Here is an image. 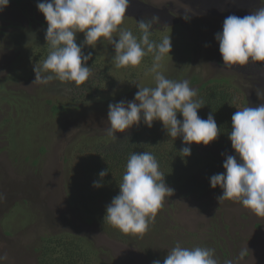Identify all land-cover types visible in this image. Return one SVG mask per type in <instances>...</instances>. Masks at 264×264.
Masks as SVG:
<instances>
[{
	"label": "rangeland",
	"instance_id": "1",
	"mask_svg": "<svg viewBox=\"0 0 264 264\" xmlns=\"http://www.w3.org/2000/svg\"><path fill=\"white\" fill-rule=\"evenodd\" d=\"M39 2L10 0L0 12V193L6 197L0 202V256H7L0 264H35L29 247L32 249L36 241L32 237L44 230L85 234L108 264H153L155 260L163 264L177 242L188 248L203 245L214 249L212 235L229 238L226 258L214 249L219 264L227 260L232 264H264V217H257L238 202L219 203L223 190L211 187L205 171L200 179L203 185L190 195L186 189L168 185L174 194L166 196L155 222L143 236L107 228L103 218L102 226L89 224L71 205L64 184L70 172L65 155L73 147L75 156V146L84 139L108 135L110 103L133 101L137 84L155 86L150 72L153 58L145 57L137 67L116 68L114 47L106 40L98 42L93 53L111 67L117 86L96 99H70L68 86L59 80L47 85L33 83V67L43 62L42 52L49 47L45 39L48 25L37 8ZM262 6L261 0H129L121 27L132 30L129 27L138 12L157 16L167 28L161 34L172 42V51L163 61L166 78L187 80L195 90L209 80L227 83L226 79L227 84L239 88L237 104L243 109L264 104V62L225 66L215 37L222 32L226 17L251 15ZM114 37L118 39L117 34ZM83 41L84 34L78 33L76 42ZM54 104L64 105L65 110L53 113ZM192 145L208 165L222 173L226 156L236 155L231 143ZM242 250L246 255L241 259Z\"/></svg>",
	"mask_w": 264,
	"mask_h": 264
},
{
	"label": "clouds",
	"instance_id": "2",
	"mask_svg": "<svg viewBox=\"0 0 264 264\" xmlns=\"http://www.w3.org/2000/svg\"><path fill=\"white\" fill-rule=\"evenodd\" d=\"M9 4L10 0H0V12ZM37 8L48 25L45 39L50 52L42 63L34 65L36 78L33 83L47 85L59 80L74 82L77 87L84 85L91 76L88 61L93 54H85L83 47L95 49L98 42L105 40L114 47L116 68L137 67L152 54L150 72L155 86L137 84L133 101L110 103L107 134L116 138L117 133H124L141 122L151 128L155 121H160L169 137H181L183 143L189 145L179 151L181 157L191 156L190 145L193 143L208 146L217 140L221 128H218L213 113H209L207 119L198 115V110L205 105L189 81H174L163 74V61L172 51V42L170 37H164L159 43L150 39L157 17L137 21L141 33L137 38L121 27L129 0H41ZM78 33L84 34L80 45L76 42ZM215 38L225 66L264 62V6L251 15L226 17L222 32ZM178 113L183 120L177 118ZM229 139L236 155L226 156L225 172L210 177L211 187L219 186L223 190L217 198L219 203L224 200L238 202L257 217H264V104L247 106L233 113ZM107 174L108 170H102L99 173L101 180ZM93 186L101 188L103 184L94 181ZM119 189V194L106 207L104 222L124 234L140 236L155 222L166 196L174 194L160 171L158 160L147 151L130 154ZM5 199L0 193V202ZM239 255L242 259L246 251L242 250ZM6 259V255L0 256V261ZM153 264H161V261L155 260ZM163 264H219V261L214 249L188 248L177 242L168 251ZM225 264H232V261L227 260Z\"/></svg>",
	"mask_w": 264,
	"mask_h": 264
},
{
	"label": "trees",
	"instance_id": "3",
	"mask_svg": "<svg viewBox=\"0 0 264 264\" xmlns=\"http://www.w3.org/2000/svg\"><path fill=\"white\" fill-rule=\"evenodd\" d=\"M153 17L157 16L144 11L138 12L133 17L135 20L130 24L129 28H132L130 31H135V36L139 38L141 33L137 21L151 20ZM161 31H167V28L157 20L153 23L150 39L159 43L164 38ZM83 51L85 54L88 52L93 54L92 59L88 61V66L91 67L89 80L79 87L74 82L62 84L68 86L66 93L71 97L70 99L86 101L99 98L104 93L112 91L117 86V82L111 67L95 56L94 49L91 50L85 45ZM49 52V47L43 50L42 57L40 56L43 61ZM150 57L153 58L150 54L146 56V58ZM224 81L229 83L226 79ZM211 82H214V79L202 83L196 89L198 98L203 100L205 105L198 110V115L202 119H207L209 113H213L218 128H221L220 135L213 142L227 146L231 143L229 133L232 129V115L239 109L237 104L239 88L224 82L209 84ZM61 110H65L64 105H53V113ZM177 118L183 120V116L179 113ZM95 138L92 141L84 139L75 146V156H73L72 147L71 152L64 157V162L70 171L64 181L68 200L81 212L89 224L96 222L100 226L103 225L101 218L104 221L102 216L105 215L106 207L113 197L119 194V184L126 171L127 160L133 152L152 153L159 162L160 171L164 173L167 185H172L179 190L186 189L189 195L203 185L200 183L203 171L207 177L206 181H210L213 175L222 173L218 167L208 165L207 159L192 144L190 145L191 156L181 157L179 151L189 145H185L181 137L176 139L169 137L160 121H155L151 128L141 122L138 126L134 125L127 133L116 135V138L109 135H98ZM102 170H108V174L101 180L99 173ZM94 181L101 182L103 186L94 187ZM16 211L14 206L13 212ZM104 224L107 228L111 226L106 222ZM223 224L230 227L225 222ZM227 233L225 234L228 236L229 233ZM32 238H36V241L33 242L32 249L29 247V250L35 255V264H108L106 260L103 261L99 257L98 249L93 246L92 241L85 234L68 230H44L38 231ZM212 239L213 248L221 251L223 258H226L225 255L229 254L227 247L229 238L227 240L219 237L221 239L219 240L217 236L212 235Z\"/></svg>",
	"mask_w": 264,
	"mask_h": 264
}]
</instances>
